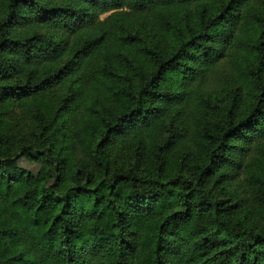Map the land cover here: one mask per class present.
Masks as SVG:
<instances>
[{
    "label": "trees",
    "instance_id": "obj_1",
    "mask_svg": "<svg viewBox=\"0 0 264 264\" xmlns=\"http://www.w3.org/2000/svg\"><path fill=\"white\" fill-rule=\"evenodd\" d=\"M0 264H264V0H0Z\"/></svg>",
    "mask_w": 264,
    "mask_h": 264
},
{
    "label": "rangeland",
    "instance_id": "obj_2",
    "mask_svg": "<svg viewBox=\"0 0 264 264\" xmlns=\"http://www.w3.org/2000/svg\"><path fill=\"white\" fill-rule=\"evenodd\" d=\"M14 111L17 112L18 115H21L19 108ZM11 136L13 137L14 147L17 150L20 143H22L23 140L31 141L32 135H31V127L25 126V125H18L12 126V129H10ZM20 164L24 167H27L29 169H32L33 171L37 170V165H33L30 162H28L25 158H21Z\"/></svg>",
    "mask_w": 264,
    "mask_h": 264
}]
</instances>
